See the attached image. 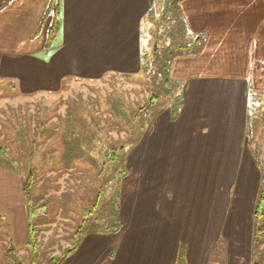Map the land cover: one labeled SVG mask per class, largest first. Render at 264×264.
Here are the masks:
<instances>
[{
    "label": "crops",
    "instance_id": "1",
    "mask_svg": "<svg viewBox=\"0 0 264 264\" xmlns=\"http://www.w3.org/2000/svg\"><path fill=\"white\" fill-rule=\"evenodd\" d=\"M161 1L164 5L163 0H61L60 26L47 49L50 0H0V84L10 80L21 95L31 96L60 92L73 81L138 74L143 69V29ZM178 9L185 39L193 43L200 38L202 43L172 62V77L184 82L181 113L172 120L168 109L161 111L132 147L126 167L140 181L121 208L123 227L117 238L89 232L62 264H98L111 254L115 241L118 251L111 264H175V236L190 245L188 264H201L190 251L195 244L202 246L212 210L229 205L227 233L242 225L234 215L244 217V191H255L259 177L245 141L248 82L238 76L183 77V71L191 64L204 68L218 55L250 58V69L255 59L264 58V0H179ZM16 194L12 198L0 178V199H20L24 205L22 189ZM248 206L251 221L253 202ZM16 238L20 246L27 241ZM209 246L208 241L207 252ZM5 259L0 242V261L5 264Z\"/></svg>",
    "mask_w": 264,
    "mask_h": 264
},
{
    "label": "rangeland",
    "instance_id": "2",
    "mask_svg": "<svg viewBox=\"0 0 264 264\" xmlns=\"http://www.w3.org/2000/svg\"><path fill=\"white\" fill-rule=\"evenodd\" d=\"M163 1L164 5L165 1L169 2V10L161 1L143 29L144 68L138 74H109L101 80L73 81L60 92L31 96L21 95L18 85L10 80L0 84V178L12 192V198L21 188L24 199V205L20 199L10 203L0 199V206L7 210H0V242L6 249L5 264H33L39 257L43 264L44 259L71 246L73 238H69V233L81 223L88 209L93 208L96 212L93 218L99 219L100 224L107 217L114 218L119 207L121 217L124 201L138 189L140 176L126 167L132 147L150 130L151 121L161 111L168 109L171 119L176 120L182 110L177 116L172 114L174 96L169 90L166 92L158 58L168 47H184L185 30L178 21L180 16L172 8L176 0ZM201 46L202 43L197 47ZM250 64V58L218 55L206 61L201 66L204 68L191 64L183 71V77L238 76L243 83L248 82L245 141L252 147L259 167L257 189L246 188L244 204H240L246 208L244 217L240 213L234 215L242 222L237 231H225L232 218L227 213L228 204L227 210L224 206L218 212L212 210L200 240H203L202 246L195 244L190 251L191 258L199 259L201 264L205 261L206 264H229L231 259H234L233 264H264V240L257 239L255 233L257 224L264 237V209L263 215L255 219L258 202L264 196V58L255 59L251 69ZM203 69L207 71L199 72ZM183 83H180L182 91ZM151 94L157 96L153 101L149 99ZM66 115L69 117L65 118ZM122 146L124 150L112 161L110 155ZM31 172L36 180L32 188H26L28 197L30 193L34 207L46 205L45 214L34 219L41 243V252L34 258L29 248L25 244L20 246L16 240V237H29L24 189ZM252 202L251 221H247L248 203ZM95 204L98 206L93 207ZM121 222L123 227L122 217ZM118 233L105 235L113 239ZM179 237L175 236V247H179L175 264H188L187 247L190 245ZM117 243L111 246L115 254ZM15 247L22 256L18 259ZM113 260L109 252L98 264L113 263ZM0 264H4V260Z\"/></svg>",
    "mask_w": 264,
    "mask_h": 264
},
{
    "label": "trees",
    "instance_id": "3",
    "mask_svg": "<svg viewBox=\"0 0 264 264\" xmlns=\"http://www.w3.org/2000/svg\"><path fill=\"white\" fill-rule=\"evenodd\" d=\"M8 1V0H7ZM178 1L176 0L175 2H173V6L172 8H174V10H176V12L178 13V15L180 16L178 21L180 23V25H183V28L185 30L184 32V39H185V33H186V29H185V25H184V21L182 16L179 13V9H178ZM169 2L165 1V9L169 10ZM60 14H61V0H50V3L48 5L47 8V15L51 17V22L48 28V32H47V42H46V48L50 49L53 45L55 36L58 32L59 26H60ZM199 39H197V41L191 43L189 41H187L185 39L186 44L184 45V47H178L177 48H182L181 50H178L176 47H168L166 49V52L163 56H159L158 61H159V72L163 74L164 77V82L167 86L166 92H168V90L171 92L172 96H174V99L172 101L171 104V110H172V114L177 116L181 110V108L183 107V102H184V95H183V91H182V87L181 84L175 80L172 75H171V66H172V62L175 59V57H177L179 54H183V53H190V52H195L197 50V46L199 44ZM184 42V43H185ZM143 68H144V63H143ZM169 85H172V90L170 88H168ZM157 96L154 94H151L149 96L150 100H154ZM69 116L66 115L65 118H68ZM124 147L122 146L121 148L115 149V154H111L110 157L112 158L111 160L114 161L115 159L118 158L119 152L123 151ZM36 178L34 177L33 173H30V176H28V184L25 187V191L27 194V190L26 188H32L33 184L35 183ZM98 204H95L93 207H97ZM120 208V207H119ZM118 208L116 215L114 216V218H110L107 217V219L105 221H103L102 224H100L99 219L93 218V214L96 213L93 208L92 209H88L86 211L85 217L83 218V220L81 221V223H79V225H77V227L74 228V231L70 232V236L69 238H73L71 241V246L70 247H65L60 254L57 255H53L49 258L44 259V263L43 264H62L66 259H68L73 253H75L78 248L81 245V241L83 239V237L89 233V232H95V233H101V234H117L121 227H122V222H121V217H120V209ZM45 209H46V205L40 204V205H36L34 207L33 203H32V198L30 196L29 193V197L27 194V218H28V233H29V237L25 243L26 247L29 248L30 252L29 254H31V256L34 258V256H36L38 253L41 252L40 247H41V243L37 238V234H38V228L35 226L36 222L34 223V219L37 216H43L45 214ZM263 209H264V196H262L258 202L257 208H256V212H255V219H259V216L263 215ZM98 220V221H97ZM117 221V223H114L113 221ZM98 223H97V222ZM102 227V228H101ZM255 233L257 235V239H262L264 240V237L262 235V229L259 227V225L256 224L255 227ZM263 237V238H262ZM59 241V240H58ZM14 251L16 252L17 256L16 259H18L19 257H22L19 254V249L17 247L14 248ZM116 254L115 252L112 250L111 252V258H115ZM39 260H34L33 264H41L40 261L42 260V257H39ZM180 264H184V263H180ZM259 264V263H257Z\"/></svg>",
    "mask_w": 264,
    "mask_h": 264
}]
</instances>
